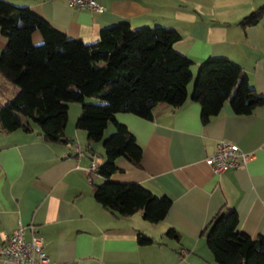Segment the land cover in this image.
<instances>
[{
  "label": "crops",
  "instance_id": "crops-1",
  "mask_svg": "<svg viewBox=\"0 0 264 264\" xmlns=\"http://www.w3.org/2000/svg\"><path fill=\"white\" fill-rule=\"evenodd\" d=\"M6 1L28 7L67 37L85 42L121 22L131 29H174L180 36L174 47L191 59L194 81L205 58L225 57L239 64L257 94L264 95V16L256 24H241L264 0H96L105 7L100 13L68 7L66 0ZM32 33V43H40L42 33ZM6 43L0 30V52ZM192 81L184 106L157 105L151 120L114 115L142 144L143 156L138 167L120 157L111 179L140 183L171 198L165 220L153 224L142 212L124 218L95 200L93 187L104 180L93 172L89 181L87 173L93 160L105 159L102 140L116 130L108 123L102 140L85 154L87 132L76 127L81 103L68 104L61 143L47 144L37 130L0 132V250L23 224L26 241L33 234L42 237L48 264H213L203 230L227 207L238 213L239 231L264 237V105L246 116L235 114L226 101L218 115L202 123L200 104L191 100ZM225 140L255 152V158L244 168L215 174L204 159ZM170 228L179 232V240L165 235ZM141 232L153 243L140 244ZM0 264L13 262L0 258Z\"/></svg>",
  "mask_w": 264,
  "mask_h": 264
},
{
  "label": "trees",
  "instance_id": "trees-1",
  "mask_svg": "<svg viewBox=\"0 0 264 264\" xmlns=\"http://www.w3.org/2000/svg\"><path fill=\"white\" fill-rule=\"evenodd\" d=\"M262 16L264 6L241 24H256ZM0 30L7 39L0 52V132L37 130L47 144L61 143L68 104L81 103L76 127L87 132L85 154L102 140L108 123L116 130L102 140L105 159L97 174L104 182L94 185L95 200L124 218L142 212L151 224L165 220L172 206L168 195L157 196L140 183L111 179L120 157L138 167L143 156L142 144L114 115L132 113L151 120L157 105L174 109L185 105L193 80L192 61L175 49L177 31L159 25L131 29L121 22L103 27L94 42H85L67 37L28 7L4 0H0ZM35 30L43 35L38 44L31 39ZM196 77L191 100L200 104L202 123L218 115L226 101L235 114L246 116L264 105V95L257 94L241 66L228 58H205ZM87 97L98 103H84ZM206 226L203 234L213 264H264V237L253 239L239 231L234 209H221ZM165 235L180 238L175 228ZM137 240L153 243L143 232Z\"/></svg>",
  "mask_w": 264,
  "mask_h": 264
},
{
  "label": "built area",
  "instance_id": "built-area-1",
  "mask_svg": "<svg viewBox=\"0 0 264 264\" xmlns=\"http://www.w3.org/2000/svg\"><path fill=\"white\" fill-rule=\"evenodd\" d=\"M67 6L72 8H88L92 12L100 13L105 7L96 0H66ZM213 156H207L204 161L215 174H223L228 169L238 170L249 165L255 158V152L247 153L235 145L232 141L225 140L216 144ZM100 163L98 159L92 161L88 170V180L91 174L98 172ZM25 227L18 225L15 230L6 237L0 250V258L12 261L13 264H48L51 260L44 251L43 239L33 234L28 241L25 240Z\"/></svg>",
  "mask_w": 264,
  "mask_h": 264
},
{
  "label": "water",
  "instance_id": "water-1",
  "mask_svg": "<svg viewBox=\"0 0 264 264\" xmlns=\"http://www.w3.org/2000/svg\"><path fill=\"white\" fill-rule=\"evenodd\" d=\"M65 139H62V141H64ZM61 141V142H62ZM69 143H71L74 147H78V144L76 143V141L74 140H72V141H69ZM71 153H68V155H70ZM72 155V154H71ZM73 156H74V154H73Z\"/></svg>",
  "mask_w": 264,
  "mask_h": 264
},
{
  "label": "rangeland",
  "instance_id": "rangeland-1",
  "mask_svg": "<svg viewBox=\"0 0 264 264\" xmlns=\"http://www.w3.org/2000/svg\"><path fill=\"white\" fill-rule=\"evenodd\" d=\"M197 79V78H196ZM194 83V79H193V81H192V84ZM88 98V97H87ZM91 99H93V101H91V102H94V103H98V101L95 99V98H91ZM110 137V136H109Z\"/></svg>",
  "mask_w": 264,
  "mask_h": 264
}]
</instances>
